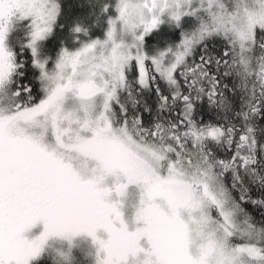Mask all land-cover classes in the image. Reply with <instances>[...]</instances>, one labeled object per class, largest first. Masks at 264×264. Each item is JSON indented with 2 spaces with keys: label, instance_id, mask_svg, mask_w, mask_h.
Listing matches in <instances>:
<instances>
[{
  "label": "snow or ice",
  "instance_id": "1",
  "mask_svg": "<svg viewBox=\"0 0 264 264\" xmlns=\"http://www.w3.org/2000/svg\"><path fill=\"white\" fill-rule=\"evenodd\" d=\"M40 260L264 264V0H0V264Z\"/></svg>",
  "mask_w": 264,
  "mask_h": 264
},
{
  "label": "rangeland",
  "instance_id": "2",
  "mask_svg": "<svg viewBox=\"0 0 264 264\" xmlns=\"http://www.w3.org/2000/svg\"><path fill=\"white\" fill-rule=\"evenodd\" d=\"M42 230H43V226H42V224H39L36 227H34L33 229H31L28 233H26V235H28L29 238H32V237L38 235Z\"/></svg>",
  "mask_w": 264,
  "mask_h": 264
},
{
  "label": "trees",
  "instance_id": "3",
  "mask_svg": "<svg viewBox=\"0 0 264 264\" xmlns=\"http://www.w3.org/2000/svg\"><path fill=\"white\" fill-rule=\"evenodd\" d=\"M252 211L257 217L259 216L258 209H252ZM32 264H51V262L49 260H40V261H33Z\"/></svg>",
  "mask_w": 264,
  "mask_h": 264
}]
</instances>
